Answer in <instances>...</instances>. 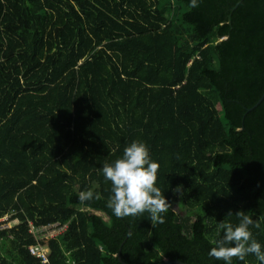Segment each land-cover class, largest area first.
<instances>
[{
    "label": "trees",
    "instance_id": "16d2710c",
    "mask_svg": "<svg viewBox=\"0 0 264 264\" xmlns=\"http://www.w3.org/2000/svg\"><path fill=\"white\" fill-rule=\"evenodd\" d=\"M198 3L0 0V216L19 221L0 264H224L219 222L264 216V0ZM133 141L160 165L163 224L107 207L103 165ZM28 221L67 228L38 241Z\"/></svg>",
    "mask_w": 264,
    "mask_h": 264
},
{
    "label": "clouds",
    "instance_id": "9594fccd",
    "mask_svg": "<svg viewBox=\"0 0 264 264\" xmlns=\"http://www.w3.org/2000/svg\"><path fill=\"white\" fill-rule=\"evenodd\" d=\"M192 8L199 7L198 0H191ZM160 165L153 161L147 144L141 141H133L125 147L123 155L114 163H105L102 174L106 181L111 182V196L107 201V207L113 214L124 219L128 217H142L145 213L154 224L166 222L165 215L174 204L163 194L157 186ZM174 194H182V186L174 190ZM99 193L82 191L79 193V201L84 204L93 200H101ZM233 213L229 211L227 217ZM238 224L234 225L226 219L219 222L217 229L218 239L211 241L214 245L208 255L224 264H233L238 260L247 264L246 257L254 255L260 264H264V247L253 237L251 228H261V216L253 220L243 210L235 213ZM221 232L223 235L221 236Z\"/></svg>",
    "mask_w": 264,
    "mask_h": 264
},
{
    "label": "built area",
    "instance_id": "2783aa9c",
    "mask_svg": "<svg viewBox=\"0 0 264 264\" xmlns=\"http://www.w3.org/2000/svg\"><path fill=\"white\" fill-rule=\"evenodd\" d=\"M19 221L17 219L9 220L8 215L0 216V229L4 227H11L14 224H17ZM29 232L32 233L36 239L44 240L53 238L61 233H63L66 228V223H60L59 221L50 222L43 225H34L33 222L28 221ZM29 252L35 257L39 258L42 263L48 262V248L44 244L37 242L28 246Z\"/></svg>",
    "mask_w": 264,
    "mask_h": 264
},
{
    "label": "water",
    "instance_id": "95a60500",
    "mask_svg": "<svg viewBox=\"0 0 264 264\" xmlns=\"http://www.w3.org/2000/svg\"><path fill=\"white\" fill-rule=\"evenodd\" d=\"M263 94H264V93H263ZM262 97H263V95L258 99V101L254 104V106H255L257 103H259V101L261 100ZM254 106H253V107H254ZM117 257H118V260H119L121 263L125 264L124 261L121 260L120 253L117 254ZM167 263L188 264V263L183 262V261L178 260V259H172V260H171V259H167V258L163 259V261L160 262V263H158V264H167Z\"/></svg>",
    "mask_w": 264,
    "mask_h": 264
}]
</instances>
